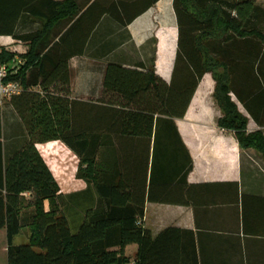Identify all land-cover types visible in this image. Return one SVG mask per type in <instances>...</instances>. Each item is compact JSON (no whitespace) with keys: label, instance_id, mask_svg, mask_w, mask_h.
I'll return each mask as SVG.
<instances>
[{"label":"trees","instance_id":"obj_1","mask_svg":"<svg viewBox=\"0 0 264 264\" xmlns=\"http://www.w3.org/2000/svg\"><path fill=\"white\" fill-rule=\"evenodd\" d=\"M157 1L0 0V36L28 46L19 55L0 51L7 80L21 85L0 111L6 264H178L170 253L177 229L153 239L140 221L147 201L181 202L192 159L174 119L184 117L205 73L216 82L218 126L264 157V132H247L248 118L230 97L264 127V5L257 0H173L178 38L169 82L153 66L93 62L102 96H74L78 69L71 60L83 55L101 17L127 26ZM219 20L224 28L216 35ZM109 138L116 145L109 147ZM56 140L79 159L76 177L87 191L60 192L36 147ZM87 193L89 205L73 233L58 199ZM23 227L32 229L30 241L13 245ZM130 244L138 246L133 257L125 253Z\"/></svg>","mask_w":264,"mask_h":264},{"label":"crops","instance_id":"obj_2","mask_svg":"<svg viewBox=\"0 0 264 264\" xmlns=\"http://www.w3.org/2000/svg\"><path fill=\"white\" fill-rule=\"evenodd\" d=\"M172 2L158 0L127 26L103 15L83 55L71 60V65L78 69L74 96L81 100L102 96L101 76L91 69L93 62L130 69L140 64L153 66L156 74L169 82L178 38ZM0 37L12 50L23 47V43L10 36ZM215 84L212 74L205 73L184 117L174 119L192 159L187 183L178 192L181 202L147 201L140 224L153 239L167 228L177 229L170 253L178 264H264V157L252 147L241 148L234 132L218 126L222 111L213 96ZM111 97L117 100V96ZM230 97L248 118L247 132H264V127L251 119L233 93ZM101 145L99 139V148ZM107 145L112 147L116 142L109 138ZM42 146L52 161L45 159ZM36 147L62 194L88 190L84 180L62 183L58 178L63 176L71 157L65 151L77 157L64 143L56 140ZM137 249L136 244H130L125 253L133 257Z\"/></svg>","mask_w":264,"mask_h":264},{"label":"rangeland","instance_id":"obj_3","mask_svg":"<svg viewBox=\"0 0 264 264\" xmlns=\"http://www.w3.org/2000/svg\"><path fill=\"white\" fill-rule=\"evenodd\" d=\"M258 2H260L262 5H264V0H258ZM35 27H36V24L30 25V28H35ZM223 28H224V24H222V22H220V20H219V22L217 24L216 35H220L222 33ZM10 46L11 45H7L6 43H4V39L0 37V51L4 49L7 52H11V53H15V54L19 55V54H24L28 50V46L24 45V44L22 45L23 47L20 46L18 49H13V50L10 48ZM10 50H12V51H10ZM218 72H222V69H219ZM6 103H7V101L4 102L3 106H5ZM216 104L218 105L217 101H216ZM222 115H223V113H222ZM43 148L44 147L42 146L41 150L45 156V159L48 162L52 161V159L47 154V150L45 151V149H43ZM65 152H67L69 157L70 156L71 157L68 159V162L66 163V169H65L66 171H64L63 176L58 177L62 183H68V182L74 181V179H78L76 177V172H77V168H78V164H79V159L77 157H75L74 155L70 154L68 151H65ZM90 191L92 192L91 196L92 195L94 196L93 190L91 188H90ZM88 193L74 196L73 199H70V198H64L62 200L58 199L59 208L67 216L68 221H69V225H70V230L73 233L77 231L79 223L81 221V218L84 214V211L87 208V206L89 205V200L87 198ZM45 204H47V202ZM31 235H32V229L30 227H23L20 229L19 233L13 237L12 244L13 245L26 244L30 241ZM4 248H6V235H5V231L2 230V231H0V249H3V251H4ZM35 250L40 251V249H38V248H35ZM1 253H0V264H6V253L3 252L2 253L3 256Z\"/></svg>","mask_w":264,"mask_h":264},{"label":"built area","instance_id":"obj_4","mask_svg":"<svg viewBox=\"0 0 264 264\" xmlns=\"http://www.w3.org/2000/svg\"><path fill=\"white\" fill-rule=\"evenodd\" d=\"M7 76L8 65L0 62V110L2 109L5 101L13 95H17L21 92L20 83L14 80H7Z\"/></svg>","mask_w":264,"mask_h":264}]
</instances>
